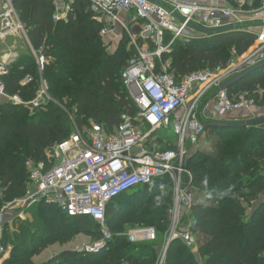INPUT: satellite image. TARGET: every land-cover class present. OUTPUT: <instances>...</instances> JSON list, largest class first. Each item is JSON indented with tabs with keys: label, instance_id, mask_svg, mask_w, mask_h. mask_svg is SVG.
Wrapping results in <instances>:
<instances>
[{
	"label": "trees",
	"instance_id": "trees-1",
	"mask_svg": "<svg viewBox=\"0 0 264 264\" xmlns=\"http://www.w3.org/2000/svg\"><path fill=\"white\" fill-rule=\"evenodd\" d=\"M13 5L31 45L34 49L42 45L46 58L53 59L40 74L33 55L21 53L2 77L5 92L25 102L35 98L40 76L49 95L42 105L30 108L31 112L23 103H0V190L6 201L26 193L27 159L48 163L47 154L74 127H87L91 120L111 134L123 115L133 119L138 113L121 78L134 51L126 47L124 36L115 54L104 55L101 23L92 17L87 0H74L69 20L55 23L51 0H13ZM254 38L250 32L230 30L189 42L174 41L157 66L169 61V69L178 79L205 67H223L230 56L245 52ZM26 77L31 79L23 84ZM226 91L230 97L245 93L254 97L256 106H263L264 66L238 79ZM166 131H158L160 144L167 137ZM206 132L244 138L229 141L224 151L196 148L188 155L185 165L193 174L188 229L195 237L197 251L172 242L163 264H264V123L205 126L200 142ZM170 185L167 178H156L114 198L106 209L105 225L112 238L105 248L95 252L63 250L39 264H157L169 227ZM160 197L163 204L158 202ZM30 206L32 223L20 222L10 232L5 225L2 245L10 250L1 264H36L32 257L42 249L68 243L77 234L89 235L94 241L101 237L100 227L91 217L69 216L43 201ZM143 206L146 208L141 209ZM129 215L132 224L139 226H148L141 217H150L157 225L152 226L156 239L129 242L124 235Z\"/></svg>",
	"mask_w": 264,
	"mask_h": 264
},
{
	"label": "built area",
	"instance_id": "built-area-1",
	"mask_svg": "<svg viewBox=\"0 0 264 264\" xmlns=\"http://www.w3.org/2000/svg\"><path fill=\"white\" fill-rule=\"evenodd\" d=\"M52 21H68L74 0H51ZM92 17L101 23L103 40L121 32L134 51L121 78L137 107L133 119L123 115L115 131L108 134L100 126L79 129L56 143L48 163H32L29 183L35 190L27 193L31 201L56 205L69 216L94 219L101 237L79 251L95 252L105 248L112 233L105 225L107 205L118 195L156 178L172 182L176 198L172 207L173 224L158 257L163 264L170 243L179 242L192 251L197 243L189 224H180V214H190L193 194L192 172L186 167L190 147L200 143L204 133L201 106L205 93L212 87L214 118L223 120L229 114L255 106L254 97L245 93L229 96L221 89L222 81L264 61V0H87ZM230 27V28H228ZM234 27V28H233ZM240 30L254 35L253 44L243 53L233 55L223 67H205L178 79L169 69V61L157 66L162 54L174 41L189 42L218 33ZM22 32L27 38L38 72L48 60L41 45L34 49L13 0H0V41ZM9 60L0 59V95L30 108L42 105L49 95L40 76L36 96L29 102L5 92L2 77L9 71ZM31 78L26 77L22 83ZM168 129L176 137L175 148L158 145V131ZM168 139V138H165ZM164 139V140H165ZM172 141V139H171ZM189 143V146L186 145ZM1 199V196H0ZM15 200L0 207V264L10 248L2 245L6 218L19 217L11 209ZM17 206H23L21 201ZM22 217V216H21ZM131 243L153 241L155 229L136 226L124 232Z\"/></svg>",
	"mask_w": 264,
	"mask_h": 264
},
{
	"label": "rangeland",
	"instance_id": "rangeland-1",
	"mask_svg": "<svg viewBox=\"0 0 264 264\" xmlns=\"http://www.w3.org/2000/svg\"><path fill=\"white\" fill-rule=\"evenodd\" d=\"M23 25L25 26L24 23H23ZM24 29H25V27H24ZM25 32L27 34L26 29H25ZM122 39H124V35L121 34V32H119V31H117V32H115L113 34H110L108 36V38H106L103 41L101 39V41H102L101 43L104 46V55L105 56L107 55V57H109V56H112L113 54H115L114 52L121 46L120 42H121ZM125 44H126V47L128 48V44H129L128 41H126ZM21 53H30L31 54L27 38L25 37V35L22 32H20V33H18L16 35H12V36L6 37L5 39L0 41V59H2V60L3 59H8L9 60V63H8L9 64V68H11V64L13 63V61ZM230 57H232V56H230ZM52 59L53 58H51V59L47 58L48 61H51ZM5 101L8 102L9 100L5 99L4 97H2L0 95V103L1 102H5ZM9 102H12V101H9ZM12 103L17 104L15 102H12ZM62 104L65 105L66 104V100ZM24 105L28 108V112H31V109L27 105V103H24ZM61 107L64 108V106H61ZM259 117L256 116V118H259ZM201 118L202 119L205 118L204 114L201 115ZM223 119H225V117ZM93 126H99L100 127L101 125H99V124L95 123L94 121L90 120L89 123H88V126L84 127V128H91ZM160 134H161V132L158 133L159 136H160ZM166 135H167L166 138H168V139H165L164 141H162L161 144L158 143V145H160L161 148H165V147H167V148H175L176 147V143H174V140H176V137L171 135V133L169 131H166L165 136ZM242 136L243 135H233L232 137L231 136L221 137V136H219L217 134H212V133L206 132L205 138L202 139V141L198 145H196L194 147H190V153H191L192 150H194L196 148H198L199 150H203L205 148H208L207 150H209V151L212 150V149H215L216 151L218 149L224 151V149H226V146H227L229 141L233 140V141H236V142H240L244 138ZM171 139H172V141H171ZM186 145L189 146V143L186 142ZM51 156L52 155L49 152L47 154L48 159ZM32 163H34L33 160L27 159L26 168H27L28 172H29V169H30V166L32 165ZM171 184H172V182H171ZM26 186H27L26 187V193L24 194V196H22L21 198L13 199L16 202L13 203V206H12L13 208L11 209V211H13L14 214L15 213L20 214V216L16 217L14 220H13V218H11L12 216L11 217L8 216V218H6L7 219L6 220L7 231H9V232L14 230V228H18L17 226L19 225L20 222H23V221L25 222V220H26V222L32 223L33 220H34V212L30 211V209H31L30 205L32 203H34V201H31V200L28 199L27 193L28 192L32 193L35 190V187H34V185H32L29 182H27ZM169 190H170V197H169V201H167V202L173 207V203H174V200L176 198V192H175L173 184H172V186L170 185V189ZM0 196H1V200H2L3 196H2L1 190H0ZM19 201H21L23 203V206H17V204H20V203H17ZM8 202L9 201L4 200V198H3V200L0 201V207L4 206ZM158 202L160 204H163L165 201H164V199H162L160 197ZM172 207H171V209L169 211V214H168L169 227H168V232H167L166 237L168 236V234L170 233L172 227L174 226L173 217H172L173 213L171 211ZM144 208H146V206H143L141 209H144ZM250 210H251V208L248 209L247 213H249ZM141 218H143V220H144L143 223H145V225H148V226H151V227L153 226V227L156 228L157 225L153 224V222L150 220V217L143 216ZM126 220L128 222L125 225V228H124L125 231H127L129 229H132V228H134L136 226H139V225L132 224V222H131L132 221V215H129L128 217H126ZM179 220H180V224H183V225L186 224L187 225L190 222V215H186V214H184L182 212L180 214ZM92 242H94V240L89 235L77 234L68 243H64V244L55 243L53 245L47 246L46 248L42 249V251L39 254L34 255L32 257V260H33L34 263L39 264V263L45 262L48 259L54 257L60 251H63V250H74V251L76 250V251H79L80 249L84 248L85 246L90 245Z\"/></svg>",
	"mask_w": 264,
	"mask_h": 264
},
{
	"label": "crops",
	"instance_id": "crops-1",
	"mask_svg": "<svg viewBox=\"0 0 264 264\" xmlns=\"http://www.w3.org/2000/svg\"><path fill=\"white\" fill-rule=\"evenodd\" d=\"M225 81V80H224ZM222 81V82H224ZM217 90L216 87L210 88L204 95L201 106V114H204V121L211 120L214 118V94ZM264 117V105L263 106H253L248 109L238 110L232 114L225 116L223 121H241L252 119L255 117Z\"/></svg>",
	"mask_w": 264,
	"mask_h": 264
},
{
	"label": "water",
	"instance_id": "water-1",
	"mask_svg": "<svg viewBox=\"0 0 264 264\" xmlns=\"http://www.w3.org/2000/svg\"><path fill=\"white\" fill-rule=\"evenodd\" d=\"M230 28V27H228ZM234 28V27H233ZM107 56V55H106ZM264 66V61L260 62L252 67H249L234 76L228 78L224 82L220 84L221 89H226L228 86H230L232 83L237 81L238 79L242 78L243 76L251 73L252 71ZM205 126H217V127H234V126H248V125H254V124H263L264 123V117L259 118H252L247 120H241V121H223V120H207L203 122Z\"/></svg>",
	"mask_w": 264,
	"mask_h": 264
}]
</instances>
